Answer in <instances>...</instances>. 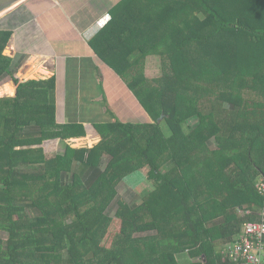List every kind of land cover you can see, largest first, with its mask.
Instances as JSON below:
<instances>
[{
	"label": "trees",
	"instance_id": "16d2710c",
	"mask_svg": "<svg viewBox=\"0 0 264 264\" xmlns=\"http://www.w3.org/2000/svg\"><path fill=\"white\" fill-rule=\"evenodd\" d=\"M202 1L198 9L207 22L191 25L197 34L185 40H175L183 25L167 21L158 31L156 21L148 24L143 43H149L150 52L160 50V57H168L161 75L153 78L155 86L139 70H118L131 61L124 55L129 51L124 39L117 43L119 50L106 46L99 53L120 75L129 77L133 91L148 95L156 88L160 91L155 94L157 108L145 109L156 121L97 124L98 142L89 127L85 137L72 141L81 148L63 142L64 152L50 158L37 145L83 136V126L57 125L53 78L19 81L9 71L10 58L2 53L9 32L0 31V79L9 75L16 85L15 91L12 83L0 85V231L7 233L0 237V264H55V253L59 264H182L178 255L183 252L199 256L194 264H232L224 256L225 246L244 222L264 217V191L256 186L264 179V39H254L248 54L242 46L235 51L236 40L228 41L223 30L236 18ZM150 11L152 17L157 6ZM182 13H187V6ZM140 17L135 16L134 24H124L127 32L135 33L134 26L136 32L144 29ZM145 45L142 38H135L132 50L141 52ZM40 74L47 72L32 67L24 76ZM214 75L232 76L239 83L238 92L247 87L260 99L212 92ZM181 100L191 111L185 114L198 118L192 133L201 137V144L215 139L213 164L193 159L199 149L187 158L180 129L183 118L177 113ZM168 104L172 114L165 111ZM160 118L167 122V132ZM31 126L34 131H29ZM45 144L53 149L55 141ZM104 154L109 159L102 170L98 163ZM205 167L213 175L200 181L194 174ZM140 170L150 178L151 191L136 199L137 204L116 198L115 217H110L106 210L116 196L114 184L123 173ZM114 223L117 232L110 233ZM150 231L155 234L149 239L141 235ZM108 236L109 241L102 242Z\"/></svg>",
	"mask_w": 264,
	"mask_h": 264
},
{
	"label": "crops",
	"instance_id": "0c3cea01",
	"mask_svg": "<svg viewBox=\"0 0 264 264\" xmlns=\"http://www.w3.org/2000/svg\"><path fill=\"white\" fill-rule=\"evenodd\" d=\"M219 1L204 0L206 7L216 6L224 16L231 14L236 18L223 33L226 34L225 38L228 41L232 38L237 40L236 43L248 54L249 50L254 49V39H264V0H221L222 4L224 2L223 5ZM202 2V0H0V31L9 32L2 53L10 58L8 69L19 81L53 78L52 101L55 105L57 125L81 124L85 134L79 138L85 137L90 127L91 137L97 138L98 142L100 135L95 125L112 121L105 105L104 94L100 91L102 81L109 71L115 73L116 78L124 85L127 83H124L123 79L129 80V77L117 73L116 69L100 56L103 47L119 50L117 43L120 38L124 39L125 51H131L128 56L131 61L128 62L129 67H126V63L122 67L117 66L118 70H139L143 73L150 65V56L156 55L158 59L160 58L158 53L160 50L150 52L149 43L146 45L143 43V36L146 35L148 38L149 35L148 24L156 21L159 31L160 25L167 21L173 23L189 21L195 24L205 19L207 22L198 9ZM153 5L157 6V11L151 17L150 7ZM183 6L193 10H190L189 14H183ZM169 8L173 9L172 13ZM137 14L141 16L138 22L142 23L144 29L136 32L134 26L135 33H129L124 24L136 23ZM180 33L181 31L177 36H181ZM195 34L190 33V36ZM135 38L136 40L142 38V45L147 49L141 52L132 50V41ZM257 50L253 53H261ZM136 57L140 59L136 60ZM130 62L133 63L132 66ZM32 67L35 70L42 69L47 74L25 77L24 74ZM7 82L13 84L15 91L16 85L9 75L0 79V84ZM140 110L145 113L147 120H151L143 106ZM33 128L35 127L31 126L29 131H34ZM76 138L78 137L47 139L44 141H55L54 148L40 147L43 153L57 151L61 141L68 143ZM84 180L89 181L88 178ZM189 256L187 254L188 258ZM181 257H186L185 253L178 255L179 261Z\"/></svg>",
	"mask_w": 264,
	"mask_h": 264
},
{
	"label": "rangeland",
	"instance_id": "374dc122",
	"mask_svg": "<svg viewBox=\"0 0 264 264\" xmlns=\"http://www.w3.org/2000/svg\"><path fill=\"white\" fill-rule=\"evenodd\" d=\"M193 9H190V7H187V14H189ZM179 25H183V27L181 28L182 32L185 31L187 28V34L182 35L183 33L181 32L180 34L182 36H177L175 38L176 41L180 40H185L184 38L186 36H189L190 33H193L191 31V25H193L194 23H187V22H182V23H178ZM181 27V26H180ZM237 41V40H236ZM134 43V40L132 41ZM237 46L238 43H236V45L234 46L235 51H237ZM243 52V51H242ZM235 54V52H232ZM131 54V51H127L125 56L128 59V56ZM149 67L147 70L143 71L145 77L147 79H149V85L155 86L156 85V81L153 80V78H156L158 75L160 74V69L162 68V63L164 61H166V55L161 56L158 59V56L155 55V57L150 56L149 57ZM236 61H233V65L235 64ZM118 73V72H117ZM122 73V72H120ZM215 76V75H214ZM214 85L211 86L210 85V89L213 91L212 92H222V93H227V94H233L235 93V95H241L243 98L245 99H251V100H257L260 99L258 97V95L255 93V91L250 90L249 88L245 87L243 88L242 91L238 92V89H236L237 87L239 88V83L234 81L232 76H215L214 77ZM124 83H127V85L120 83V81L116 78L115 73H113L112 71L107 72V76L103 79L102 81V86L100 87V91L104 94V101H105V105L108 108V113L110 115L111 118V122H121V123H125V122H131V123H135V124H145L148 122L147 117L145 115V113H143L140 108L141 106H143L145 109H147L148 111H150V106H154L157 108V106L159 105V103L155 104L156 101H158L159 99L156 98L157 96L155 95L156 93L159 95V90L156 88L154 89L152 92H148L150 95L145 94V93H141V92H135L132 90V88L129 85V80L127 79H123ZM213 83V82H211ZM1 85V84H0ZM165 90L162 89L161 93H164ZM210 96V95H209ZM160 98L163 99L164 96H158ZM230 98V97H228ZM184 101V100H183ZM181 100L180 104L177 107V113L179 116H181L180 118H183V122H181L180 124V129L181 132L183 133V140L185 141V154H187V158H191V152L195 151V154L197 153L198 149V156L197 158L193 157L194 160H196L197 162H199L200 159L205 160V162H207V164H213L212 163V154L211 152L214 150V148L217 147L216 145V141L213 137H210L209 140H207L206 142H204V144L202 145L201 142L203 141L201 139L200 136H197L195 134L192 133V130L197 126L198 124V118L195 115L192 114H185L189 109H186L187 107V103L183 102ZM159 102V101H158ZM165 102L168 103V100ZM142 103V104H141ZM167 107H165V111L172 114V112H170V108H171V104L166 105ZM189 112H191L189 110ZM151 113V112H149ZM149 119V118H148ZM150 119L152 122L156 121L154 120V115H150ZM160 126L161 128L167 132L166 130H168V125L167 122L165 120H162V118H160ZM80 137V136H79ZM78 137V138H79ZM73 140L68 141L69 146H71V148H81L82 146H79L78 144H75L72 142ZM64 142V141H63ZM61 141V143L59 144V149L57 151H46V153H44L48 158L53 157L55 155H58L59 153L62 154L65 150V145L67 146L66 143H63ZM42 146L43 148L48 149V145L45 144V141H42V143L40 145H37V147ZM83 146H86L85 143L83 144ZM33 147H36L33 146ZM92 147V146H91ZM90 148V147H89ZM45 149V150H46ZM109 159V155L108 154H104L103 157L101 158L100 162L98 163V167L101 168L102 170L105 168L106 163ZM165 159L162 158L161 161H163ZM196 162V163H197ZM191 164V162H188ZM194 163V166L196 165L195 161L192 162ZM82 167V165H79ZM209 167V166H208ZM192 169V166H191ZM78 171L80 170V167H78ZM203 173V174H202ZM202 173H196L195 172V176L197 177L198 180L203 181V179L207 176V175H213V172H211V170L207 167H205L202 170ZM207 179H209V177H206ZM114 187L116 188V196L114 199H112V201L110 202V204H108L107 206V213L108 215H111L110 217H115L114 214V210H115V206H116V198L127 202V203H135L136 204L139 201H135L136 199L140 198L142 195L146 196L152 189V184H151V180L148 177L146 172H143V170L138 171H133L131 173H123V175L121 176V179L116 182L114 184ZM239 214L241 215L242 212H239ZM110 229V233L113 232H117V227H116V223L111 224V227L109 226ZM155 234L154 231H150V232H145L142 233L141 235L145 236V238L149 239L150 237H152ZM138 235V234H137ZM0 237L2 238H6L7 237V233L0 231ZM110 236L106 237V239H103L102 242L104 241V243H107L109 241ZM185 253L186 257H181V261H179L182 264H194L196 262L199 261V256L198 257H191L189 256V258L187 257V254L189 252H183ZM184 256V255H183ZM52 262L55 264H59L60 263V259L58 258V254L55 253L54 258L52 259Z\"/></svg>",
	"mask_w": 264,
	"mask_h": 264
},
{
	"label": "built area",
	"instance_id": "2783aa9c",
	"mask_svg": "<svg viewBox=\"0 0 264 264\" xmlns=\"http://www.w3.org/2000/svg\"><path fill=\"white\" fill-rule=\"evenodd\" d=\"M260 191H264V179L256 184ZM256 221L244 222L240 232L228 243L224 256L232 264H264V217Z\"/></svg>",
	"mask_w": 264,
	"mask_h": 264
}]
</instances>
